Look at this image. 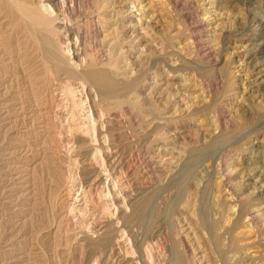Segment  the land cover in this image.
Here are the masks:
<instances>
[{"label":"rangeland","instance_id":"1","mask_svg":"<svg viewBox=\"0 0 264 264\" xmlns=\"http://www.w3.org/2000/svg\"><path fill=\"white\" fill-rule=\"evenodd\" d=\"M106 1L107 0H101V1L79 0L76 4L77 6L74 5L73 8L74 19L72 23L74 27L80 31L79 33L81 34V36L82 37L85 36L86 40H89V41L85 40L83 42L82 46H80L79 48L80 52L85 60L86 59L87 61L91 60L95 63L98 62L100 63L102 60L107 59L106 55L108 53L106 49H108V45H106V43L108 41L112 42L113 38H115L113 31L114 26H112L114 22L112 21H114L115 18L117 17H115V14L111 13L110 11L108 12L105 8H103L102 3ZM262 1L264 0H232V1L228 0V2L227 0L226 1L216 0L217 4L223 2L221 3L222 5L226 4L230 6V7L227 6L228 9H224L220 11V13L222 12V14H224L223 15L225 16L224 18H226V15H228V13L229 14L232 13L230 14V22L232 21V19L234 21H232L233 29H230L231 30L230 32L228 31L229 24L226 25L225 27L226 24L225 21L221 22L219 21V19H217L218 20L217 24L222 23L221 25L224 26L226 32L224 33V36L221 39H219L218 37L215 38L216 42L215 40L213 41L211 40L212 42L211 45H214L213 47L219 50L220 47H222L223 42H224L223 45L230 43L235 35L236 36L242 35V37H244V34H246L245 32H247V28L251 26L252 24L251 21L253 20V15L250 14V12L252 8L258 6L257 4H260ZM141 2L142 5L140 4L139 6L144 7L146 5L145 8H147L146 10L144 8L145 12L147 13L144 14L147 16H153V15L156 16L155 21L157 22L156 23L157 25L153 27V30H148V29L144 30L145 28L144 21H146L145 18L144 17L142 18V14L135 10L137 9V7L132 8L133 10L132 16L134 17V22L127 23V25L129 26L127 28L130 29L131 27H135L134 28L135 33H138V35H140L141 37L143 36L142 38H144V40L139 44L138 41L134 40L133 45L135 46V48L132 49L129 48L128 46L127 47L123 46L124 44L127 43L126 41L130 40L131 38V36L129 38L130 33L127 31L126 36H122L121 34L120 36L122 37L121 38L122 44L120 43V47L119 46H116L115 48L112 47L114 50L113 53L115 58H119L120 62L119 59H117L118 62L116 63V70H112L110 73L111 76L109 75V80L111 79L110 80L111 82L106 78L104 81L98 82L97 84L98 94H100L103 97V99L108 100L110 96H116L118 93H121L126 97L125 104L123 105L122 107L123 109L121 111L122 115L118 113L117 111L118 109L115 108L111 109L107 114L108 116L106 115L107 117L105 118V122L107 123L109 121L108 124L110 125L111 134L114 136L115 139L117 138V136L115 137L116 123L120 117L122 118V120L124 119L125 122L123 121V124L125 125L124 128H126L124 130V134H125L124 137L125 136L126 137L123 139V143L119 144V142H115L116 145L114 144V146L118 148L117 144L122 145L121 147L123 149L121 148L119 149V152L121 153V157H119L118 161L123 160V158L127 160L128 163L126 166L127 168L126 173L128 174V177L127 179L122 180V175L120 173L117 175V177H120L123 183H127V184L129 183L128 185L132 186L133 188L141 190L139 193H143L138 197L140 200L139 202L140 204L135 211L136 213L131 216L130 219L131 221L130 220L128 221L130 222L129 224L128 222L125 223L128 229H126L127 231L123 230L125 236L124 237L122 236V239H126L127 237L126 243L124 242L122 244L123 246L122 245L117 246L118 255H116L114 257L115 259L113 258L112 261L115 262L114 264H123L122 259L125 256V253H127L128 258L131 260L133 259V261L136 264H147L144 258L145 254L150 251V249L152 248V244H154L156 240L154 239L153 242L151 241L150 228L151 226H153L155 229L160 231L159 233L161 235L160 236L161 239L159 238V243H161L160 245L162 249L164 248L163 250L166 252V258L168 257L167 260L170 261L172 260L170 264H175L174 263L175 257H177L179 260L184 258V255L183 254L181 255V251L178 248V246L180 247L181 244L180 242H185L186 244H188L190 249L191 247L195 249V246L200 247V251H195L196 253L194 252L195 254L199 253L198 255L195 256V263L198 262V264H221V258L223 256V254H221L222 253L221 246L223 247L224 244L227 242V236L225 235L224 231H226L227 224L228 223L231 224V221L227 220V218H230L231 216L229 209L231 205L226 204L225 202H219L220 205L219 203L215 204V200H219L220 193L222 191L218 188L217 185L214 184H212L211 192L199 193L195 198L197 201H195L193 198L194 195H192L193 194L192 190L194 189L195 186L199 185L197 187L201 188V186H203L204 184V181L206 183L207 182L210 183L212 180V182L214 183V181H216L219 176V171H216L215 169L216 167L214 166L216 165V162H212L215 168L214 167L208 168L207 171L203 170L204 173L201 170L202 168L208 165V161H209L207 159L206 162L204 163H202L201 161V156H200L201 153L199 151L203 149V142H201V140H204L205 137L209 133H211L209 131V118H212V116L217 115L216 113H218V115H221L224 113L223 111H227L229 112L230 115L226 119V121L227 120L229 121H227L222 128L224 133H226L225 141L224 143H222L224 146V148L221 150L222 154H227L228 151H231L230 154L231 153L233 154L235 151H232V149H234L238 145H242L246 140L253 141L255 138L253 145H259L262 142V149L261 151H259V154L256 148H254L255 150L253 149L254 150L253 153H251V151L249 150H246L248 147L247 145L246 147L241 146L242 148H240V149L244 148L243 149L244 152L238 151L235 152V155L239 157L241 173H243L242 175H247L255 167L259 169L261 163L264 161V156H263L264 155L263 153L264 152V73L262 75H258L256 71H252L250 73L251 69H249L250 71L244 73H236L238 69H235L233 65L228 64L226 61L231 59V57H233L232 54H230L233 52L232 49L233 46L231 44H228V47H230L229 48L230 52L229 49L227 48L225 54H222L223 59L221 58L220 62L214 67L209 66L207 68L203 65H197V66L194 65V64H198L199 61H202L200 60L202 59L200 58L201 56L196 57V59L193 58L190 61L191 62L190 65L189 64L185 65L183 62L184 59L185 61L186 60L189 61V59H191L192 57V54L190 53L191 48L189 47L190 45L189 33L192 34L193 32L192 25H194L195 23V17L193 15H190V13L191 14L193 13V10L195 7H197V5H191L192 6L191 7L190 5L183 4V2H180V4L175 9L174 7H172V5L167 3L168 0H161V1L141 0ZM148 3L149 5H147ZM6 4L7 2L4 0L3 3L4 6L0 7L1 8L0 9L1 10L0 39L1 37L6 38L7 40L10 39L11 42L13 41L12 44L16 46V48L18 49V53L21 52L20 56L22 55V57L24 56L23 58L26 57L27 59L29 57H30L29 59H31L32 57L31 60L36 63L35 65L41 64L43 62L40 58L41 39L37 38V36L34 34L35 32L33 31V29L30 26H28V24L25 23V21L23 22V20L19 18L17 13L16 15L14 11L12 10L10 11V9H8V4L7 6ZM198 6L201 9H203L204 15L207 16L212 15V17L214 16L213 15L214 13L215 15H217V12H214L215 9L206 11V9H208V5L206 4L201 3ZM229 8L231 9V12ZM263 9L261 10L263 11ZM96 12L98 13V15L101 14L99 17L101 22L100 32L102 33L99 36L100 37L99 39L101 41V42L99 41V43L96 42V39L94 40L93 37L94 35H92V32H90L91 31L90 28L92 27L90 22L92 19L91 17L92 16L94 18L95 16L98 17ZM220 13L219 16L221 15ZM126 14L127 12L124 13L122 16L125 17ZM260 14H258L257 17H260L261 16ZM138 16L142 18V21H139ZM104 20H107L106 21L107 23ZM110 20L111 22H109ZM188 27L190 28L188 29ZM173 30L176 33H174ZM31 32L34 35H32ZM104 35H107V37L109 36L107 38L108 41L107 42L104 41V43L106 42L105 44L102 43V39L104 40ZM202 35L203 37H207V38H212V36H214V34L212 33L209 34L205 33ZM260 37L261 35L256 34L255 40ZM252 39H254L253 36H250L247 39L249 40L247 42L248 45L249 43H251L250 40ZM215 44L216 46L217 45L218 46L215 47ZM38 46L40 49L38 48ZM146 46H150V47L152 46L150 50L151 53L150 51H145L146 48L144 49V47ZM21 48L23 52L21 51ZM238 51H236L235 53L236 54L239 53V54L236 55L234 58H237L242 55L240 54V50ZM36 53L38 54V56ZM116 54L118 55L116 56ZM262 55L264 56V54H259L257 58L261 59L263 57ZM0 61L3 62L7 61L6 52L1 48V45H0ZM192 62H194V64ZM119 63H121L120 66L118 65ZM1 65L2 64L0 63V66ZM128 69L129 72L127 71ZM13 71L11 70L9 72H11L10 75L12 74V78L15 80L16 79L15 77H17V70L15 67L13 68ZM4 75L5 74L0 71V82H1L0 106H2L0 107L1 108L0 109V144H1L0 145V156H1L0 157V240H1L0 264H84V263L93 264L96 263L95 260H97V258H100V253L96 251L95 252L93 251L92 253L87 250H82L81 252L75 251L76 253L72 252V244H73L72 242L68 243V248H70L68 252L63 250L62 246H64L63 245L64 234L61 233V235L57 236V234L55 233L56 232L55 228L57 229L59 223L58 214H60L59 210L57 209H59L61 204L60 196L57 192L53 193V195L52 194L49 195L48 192H42L44 198L43 195H39V197L37 195L33 197L32 196L26 197L24 195L22 196V194L27 193V191L26 188L24 187L25 185L23 184L22 180L18 179L20 175H22L23 173L17 172L18 168H16L17 161L15 156L18 157L19 159H22L25 156H23V153L20 154L18 152H16L14 155L13 152L11 150L9 151L7 148H9V144L12 143L13 138L11 137H13L14 133L17 136H21V135L24 136L23 132H26L28 130L27 128L29 129L31 128L32 117L30 116L31 117L30 118L29 116H27L25 118L27 120H25L23 118V115H19V113L17 115L11 109V107L9 110L12 111H9L8 109L7 110L4 109V102L2 101L3 100L10 101L11 99L10 94L12 92V87L10 85L12 84V79L10 80ZM117 77L119 78L123 77V79L127 83L125 85L126 88L123 87L125 90H122L121 92H119L118 88L113 83V81H115ZM5 80L7 81V83ZM254 80H256L257 83L256 82L253 83ZM71 81L72 80L70 81L66 80L65 82L63 81L60 83L58 82L57 84L59 86L58 85L57 86L60 87L66 84H70L72 83ZM8 82L11 88L8 86ZM193 84L197 85V89L195 92L193 91V87H191L193 86ZM5 86L7 87V89ZM77 86L78 85H76L75 87ZM246 86L248 88H246L245 92H243L242 89L245 88ZM93 89L94 88H92V90ZM152 89H155V91H153ZM2 90L4 91L6 90L7 92L6 91L4 92ZM169 91L175 94V97L172 98L173 99L172 102H170L169 100L167 101L168 98L167 92ZM202 91L204 92V94ZM152 92L154 94H152ZM60 94L61 93H58V99L59 100L62 98L64 99L65 97L60 96ZM182 94L186 96L182 98ZM200 94L203 95V97L200 96L199 98L201 101L197 98V95L199 96ZM140 95L142 96V98H140L141 97ZM59 96L62 98H60ZM193 97H195V100ZM146 98L147 101L141 102L142 99H146ZM196 100L199 101L196 102ZM64 101L66 100L64 99ZM66 102L68 103V110H69L70 102L69 101ZM174 102L176 103V105H174L175 104ZM201 104H202V109L205 108V110L201 112L196 111L200 109ZM106 105L107 103L104 101L102 103V107L106 108ZM17 116L20 119L21 118L24 119L23 121L24 123L22 122L19 123L18 125H14V123L16 122L14 120L19 119ZM231 116L232 118H230ZM168 118L172 119L168 123V128H165V130L163 131L160 130V132L155 130L154 126L156 125V123H163L165 122V120H168ZM9 120L13 121V123L12 124L9 123ZM108 124L106 125L108 126ZM6 130L7 131L9 130L10 133L9 131L7 132ZM197 131L199 133H197ZM161 135H163V137H161ZM33 140L34 139H32L31 141L28 140V143L29 144L31 143L30 145H32L34 143ZM157 146L158 147L161 146L162 148L165 147L164 149H166L167 154L164 152V149L162 148L161 150L163 151V154H161L160 152L161 150L158 152ZM31 152L35 153L37 151H34L33 148ZM26 154H28V152ZM175 161H177L178 163ZM182 161H184L183 167L182 165H180ZM38 165L33 164L30 168L34 167L33 169L35 170L33 171L34 173L33 175H35L36 179L39 177L37 180L41 181L43 186L46 187L48 185V181H46L47 175H45L46 173L44 172V170H42L40 168V165L39 166ZM177 168H179L177 172L180 173L174 174L173 170ZM192 168L195 170V173L191 171ZM210 169H214L215 171H212ZM170 170L171 172H169ZM196 171H198V173H196ZM208 173H210L209 175L211 177V180L209 179L210 178L209 175H207ZM200 181L201 182L203 181V183L201 184ZM142 189L145 190L142 191ZM18 190L21 191L17 192ZM214 194H216L217 196L216 195L214 196ZM37 199L39 202L42 201L38 206L35 204V203H39L37 202ZM262 201L263 200L261 199L259 200L258 203H262ZM262 206L260 205V208H261V212L263 213L264 204H262ZM28 208L29 210H27ZM215 209L218 211H216ZM22 212L23 214H21ZM240 229L243 230V233L237 235L238 237L236 240L238 241H236L237 246H234L235 250L240 245L248 244L247 242L250 241L249 238L253 236L252 230L250 228L244 226V227H240ZM240 229L237 230V233L241 231ZM245 230H247L249 233H247V231ZM35 235H37L38 237ZM53 235H56L54 236L55 239H53L54 238L52 237ZM252 239H254V237ZM225 240L226 242H224ZM238 242L242 244H238ZM219 243L222 244L220 245ZM249 246L248 247L246 246L248 252L251 255L258 256L259 250H261L262 248L257 244L253 246L252 245ZM129 249L134 254H130L131 253L130 251L128 252L125 251ZM238 251H239L238 253L239 256L244 254L245 252L243 248L240 247L238 248ZM9 254L11 255L10 257ZM232 254L233 253H230V256ZM201 256L204 257V261H200Z\"/></svg>","mask_w":264,"mask_h":264},{"label":"bare ground","instance_id":"2","mask_svg":"<svg viewBox=\"0 0 264 264\" xmlns=\"http://www.w3.org/2000/svg\"><path fill=\"white\" fill-rule=\"evenodd\" d=\"M5 1L8 4V9H10V11L11 10L14 11L15 14L17 13L19 18L23 20V22L25 21V23H27L28 26H30L33 29V31L35 32L34 34L37 36V38L41 39L40 41L41 42V52L40 51L39 52L41 54L40 58L43 61L41 64L35 65L36 63L31 60L32 57L31 59H29L30 57L28 56L29 57L28 58L29 60H28L26 57L25 59L23 58L24 56L23 57L22 55L20 56L21 52L18 53V49L16 48V46L12 44L13 41L11 42L10 39L7 40L6 38L1 37L0 45H1V48L5 50L6 52L7 61L6 62L0 61V63L2 64L0 66V71L5 74L4 76L9 78L10 80L12 79V84H10L12 87V92L11 94L8 92L11 98L10 101L1 100L2 102H4V109L9 110L11 107V109L17 115L18 113L19 115H23L24 119L27 116L32 117V118L30 117L32 119L31 128L30 129L27 128L28 130L26 132L22 131L24 136L22 135L17 136L13 132L14 135L13 137H11L13 138L12 143L9 144V148L6 147L9 151L11 150L14 155L16 152H18L20 154L23 153V156H25L22 159H19L18 157L15 156L16 161H17L16 168H18L17 172H21L24 174V176L23 174L22 175L19 174L20 177L18 179L22 180L23 184L25 185L24 187L26 188V191H27V193H25L26 195L23 193L22 196L24 195L26 197L27 196L33 197L37 195L39 197V195H43L42 192H48L49 195L50 194L53 195V193L57 192L60 196L61 204H60L59 209H57L59 210V213H60L58 214L59 223L57 222L58 227L57 229L55 228L56 232L55 230L54 232L57 234V236L61 235V233L64 234V238H63L64 246H62L63 250L68 252V250L70 249L68 248V243L72 242L73 243L72 252H75V251L81 252L82 250H87L91 253L93 251L100 253V258H97V260H95L96 263H93V264H110V263L114 264L115 262L112 260L116 255H118L117 246L122 245L124 242L126 243L127 237L126 239H122V236L123 237L125 236V233H123V230L128 229L125 223H127L131 219V216L136 213L135 211L140 204L139 203L140 200L138 197L139 195H142L143 193H139L141 190L133 188L132 186L128 185L129 183L128 184L123 183L120 177H117L119 173L122 175V180L127 179L128 177V174L126 173L127 171L126 166L128 163L127 160L123 158V160L118 161L119 157H121V153L119 152V149L120 148L123 149L121 147L122 145L117 144L118 148L114 146L115 142H119V144L123 143V139L126 137V136L124 137L125 135L124 130L126 129L124 128L125 125L123 124L124 119L122 120V118L120 117L116 123L115 129H116L117 135L115 134V137L117 136V138L115 139H114V136L111 134L110 125L108 124L109 121L107 123L105 122V118L108 116L107 114L109 113L111 109H114V108L118 109L117 110L118 113L121 114V111L123 109L122 107L125 104L126 97L125 95L118 93L116 96H110L108 100L103 99V97L100 94H98L97 84L98 82L104 81L106 78L109 80V75L111 71L116 70V63L118 62L117 59L119 58H115L114 53H113L114 50L112 47L114 48L116 46L120 47L121 38H122L120 36L121 34L122 36H126L127 31L130 33L129 38L131 36L132 39L130 38L129 41H126L127 43L124 44L123 46L125 47L128 46L129 48H132V49L135 48V46L133 45L134 40L138 41V44L143 42L144 40V38H142L143 36L141 37L140 35H138V33H135V30H134L135 27H131L130 29L127 28L129 27L127 23L134 22V17L132 16V13H133L132 8L137 7V9L135 10L142 14V18L143 17L145 18L146 21H144L145 23L144 30L146 29L153 30V27L157 25L156 24L157 22L155 21L156 16L145 15L147 14L145 12L147 8H145L146 5L144 7L139 6L140 4L142 5L141 0H107L106 2H103L102 3L103 8H105L108 12L110 11L111 13L115 14V17H117L115 18L114 21H112L114 22L112 26H114L113 31H114L115 38H113V41L111 40L112 42H110L107 40L109 36L107 37V35H104V40L102 39V43H104V41L106 42L108 41L107 43L105 42L106 45H108V49H106L108 53L106 55L107 59L102 60L100 63L99 62L95 63L91 60L87 61V59L85 60L82 57V54L79 48L80 46H82L83 42L86 40V37L85 36L82 37L81 34L79 33L80 31L76 29L72 23L74 19L73 18V8H74V5H76L79 0H29V1L5 0ZM180 2H183V4H187L190 6L197 5V7L194 8L193 13L192 14L190 13V15H193L195 17V23L194 25H192L193 32L192 34L189 33L190 34L189 47L191 48L190 53L192 54V57L191 59H189V61L188 60L185 61L184 59L183 62L185 65L186 64L190 65L191 64L190 61L193 58L196 59V57L201 56L200 58L202 59L200 60L202 61H199L198 64H194L195 61L193 60L194 62L192 63L196 66L203 65L207 68L209 66L214 67L220 62V59L222 58V54H225L226 49L230 48L228 47V44H231L233 46L232 48L233 52L230 54H232L233 57H231V59L226 60V61L228 64L233 65L235 69H238L236 73H244V72L250 71L249 69H251L250 73L252 71H256L258 75H262L264 73V56L262 55L263 57L261 59L257 58L259 54H264V9H263L264 1H262L260 4H257L258 6H255L254 8H252L250 12V14L253 15V20L251 21L252 24L251 26L247 28V32H245L246 34H244V37H242V35L241 36L235 35L233 40L230 43L225 44V45H223L224 42L222 40L223 42L222 47H220L219 45L220 47L219 50L217 48H214L213 47L214 45H211L212 43L211 40L213 41L217 37L221 39L224 36V33L226 32L224 26L221 25L222 23L217 24L218 23L217 19H219V21L221 22L225 21L226 23V24L224 23L225 27L226 25L229 24L228 31L231 32L230 29H233L232 21L234 20L231 18L232 21L230 22V14L232 13L229 14L227 12L229 16L226 15V18H224L225 16H223L224 14H222V12L220 13V11L224 9H228L227 6L229 5H226V4L222 5L221 3L223 2H221L220 4H217L216 0H168L167 3L172 5V7L176 9V7L180 4ZM3 3H4V0H0V7L4 6ZM201 3L208 5V9H206V11L215 9L214 12H217V15H215L214 13L213 14L214 18L212 17V15H208V16L204 15L203 9H201L198 6ZM147 5H149V3ZM78 6H79V3H78ZM261 9H263V11ZM229 10L231 12L230 8ZM126 12H127L126 16L124 15L125 17H123L122 15ZM218 12L221 14L220 16ZM258 14H260L261 16L257 17ZM100 15H98V17ZM98 17L97 16H95V18L93 16L91 17L92 19L90 22H91L92 27L90 28L91 29L90 32H92V35H94L93 36L94 40L96 39V42L99 43L100 41L99 36L102 32H100L101 22H100V17L99 18ZM142 18L139 17V21H142ZM89 19H90V16H89ZM104 21L106 22L107 20H104ZM109 22H111V20ZM189 28L190 27H188V29ZM174 33L176 32L174 31ZM205 33L207 34L212 33L214 34V36H212V38L203 37L202 34H205ZM24 34H27V33H24ZM34 34L32 33V35ZM256 34L261 35V37L255 40ZM250 36H253L254 39L250 40L251 43H249L248 45L247 42L249 40L247 39ZM86 41H89V40H86ZM217 46L215 44V47ZM20 47H19V50H20ZM151 48L152 46L144 47L145 51H150ZM235 50L236 51L240 50V54L242 55L237 58H234L236 55L239 54V53L236 54ZM21 51H22V48H21ZM229 52H230V49H229ZM117 55L118 54H116V56ZM119 62H120V59H119ZM120 64L121 63H119L118 65L120 66ZM14 67L17 70V77L14 76L16 78L15 80L12 78V74L10 75L11 72H9L11 70L13 71ZM174 69H175V66H174ZM122 70H123V67H122ZM127 71L129 72V69ZM66 80H69V81L72 80L71 81L72 83L58 87L59 86L57 84L58 82L59 83L63 81L65 82ZM255 82L256 80L253 81V83ZM113 83L116 85L119 92H121L122 90H125L123 87H125V85L127 84L126 81L123 79V77L122 78L117 77V79L113 81ZM74 85L75 86L78 85V86L75 87ZM8 86H9V82H8ZM191 87H193V91L195 92L197 89V85L193 84V86ZM92 88L94 89L92 90ZM246 88L248 87L246 86L245 88L242 89L243 92H245ZM155 89H152V90L155 91ZM58 93H61L62 95L60 94V96L65 97L64 99L70 102L69 110H68V103L64 101V99L60 96L59 97L62 99L60 100L58 99ZM152 94L154 93L152 92ZM167 94H168L167 101L169 100L170 102H172L173 101L172 98L175 97V94H173V92L171 91L167 92ZM185 96L186 95L182 94V98H184ZM200 96L203 97V95L200 94L199 96L197 95V98L199 99ZM140 98H142V96ZM193 98L195 100V97ZM199 100H196V102H198ZM104 101L107 103L106 108L102 107V103ZM145 101H147V98L141 100V102H145ZM174 105H176V103ZM12 110H9V111H12ZM203 110H205V108L202 109V104H201L200 109L196 111L201 112ZM223 112L224 113L221 115H218V113H216L217 115H214L212 116V118H209V131L211 133H209L205 137L204 140H201V142H203V149L201 148L202 150H199L201 153L200 156H201L202 163L206 162V159L209 160L208 165L206 167L203 166L204 168H202L201 170L207 171L208 168H212L215 166L216 168L215 167L214 168L216 169V171H219V176L217 180L214 181L213 183L209 175L210 173H208L207 175H209L210 177L209 179L211 180V182L206 183L203 180L204 184L203 186H201V188L197 187L199 185L195 186L194 189L192 188L193 189L192 195H194L193 197L194 200L197 201L195 199L197 195L201 192H206V193L211 192L212 184H214V185H217L218 188L222 191L220 193L219 200H215V204H218L219 202H225L226 204L231 205L229 208L231 216L230 218H227L228 221H231V224L228 223L229 226L227 224L226 231H224L225 235L227 236V242L225 240L224 242L226 243L224 244L223 247L221 246L222 248L221 254H223L221 258V264H264V212L262 213L261 208H260V205L262 206V204H264V161L263 162L261 161L262 163L259 169L255 167L253 168L254 170L252 169L251 172L248 173L247 175H242L243 173H241L239 157L235 155V152H238V151L242 152L244 148L243 149H240V148H242L243 146L246 147L247 145L248 147L246 150H249L251 151V153H253V151L255 150L254 148H256L259 154V151H261L262 149V142L259 145H253L255 138L254 140L252 139L253 141L246 140L243 144L241 143L242 145H238V146L236 145L237 147L232 149V151H235L233 154L232 153L230 154L231 151H228L227 154H222L221 150L224 148L222 143H224L225 137H226L225 135L226 133H224L222 128L226 124V122L229 121V120L226 121V119L230 115L229 112L227 111H223ZM230 118H232V116ZM24 119L19 118L17 120H14L13 118V120L16 121L14 125H18L19 123H22ZM170 120L172 119L168 118V120H165V122L163 123H156V125L154 126L155 130L159 132L160 130L162 131L165 130V128H168V123L170 122ZM10 121L11 120H9V123L12 124L13 121L11 122ZM106 124H108V126ZM198 131L197 133H199ZM161 137H163V135H161ZM32 139H34L33 140L34 143L32 142L33 144L30 145L31 143L29 144L28 140L31 141ZM33 148H34V151H37V152L35 153L31 152ZM161 148H162L161 146L157 148L158 152L161 150ZM27 152L28 154H26ZM160 152L161 154H163L162 150ZM164 152L167 154L166 149H164ZM212 162H216V165L213 166ZM183 163L184 161H182L181 164L179 162V164L182 165V167H183ZM33 164L35 165L39 164L40 168L44 170V172L46 173L45 175H47L46 181H48V185L47 186L45 185V186L48 188L44 187L42 182L37 180L39 177L36 179L35 175H33L34 174L33 171L35 169H33L34 167L30 168ZM178 169L179 168L174 169L173 173L174 174L178 173L177 172ZM210 170L215 171L214 169H210ZM191 171L195 173V170L193 168L191 169ZM169 172H171V170ZM196 173H198V171H196ZM203 175H200V176H203ZM203 181L202 182L200 181L201 184L203 183ZM145 189H142V191H144ZM20 191L18 190L17 192H20ZM215 195L216 194H214V196ZM43 198H44V195H43ZM261 199L263 200L262 203H258L259 200ZM37 202H39L38 199H37ZM41 202L35 203V204L38 206ZM29 208L27 210H29ZM21 214H23V212ZM129 223L130 222H128V224ZM216 223H217V220H216ZM244 226L252 230L253 236L249 238L250 241L247 240L249 241L247 242L248 244L239 246L240 248H243V250L245 251L244 254L239 256L238 255L239 247L235 250L234 246H237L236 245V241H238L236 240L238 237L237 235L243 233V230H241L240 227H244ZM150 229H151L150 230L151 231V241L153 242L154 239L156 240L154 244L151 243L152 248L150 249L149 252L145 254L144 258L146 260V263L147 264H170L172 260L171 261L167 260L168 257L166 258V252L163 250L164 248L162 249L160 245L161 243H159V238L161 236L159 233L160 231L155 229L153 226H151ZM238 229L241 230V231L239 230L240 231L239 233H237ZM247 233L249 232L247 231ZM54 236L56 235H53L52 237ZM253 237L254 239H252ZM53 239H55V237ZM240 242H238V244H242ZM180 243H181L180 247L178 246V248L181 251V255L182 254L184 255V258L182 257L183 259L179 260L177 257L175 258L173 257L175 259L174 263L175 264H198V262L195 263V256L198 255L199 253L197 252L198 254H195L196 253L195 251H200V247L195 246V249L191 247L192 249L191 250L189 248V245L186 244L185 242H180ZM151 244H148V245H151ZM255 244H257L258 246L262 248L261 250H259L258 256L251 255L246 248V246L247 247L249 245L253 246ZM125 251L126 252L130 251L131 252V253L129 252L130 254H134L130 249L125 250ZM230 253H233V254L230 256ZM127 255L128 254L125 253V256L122 259V263L123 264H136L133 261V259L132 260L129 259ZM10 256L11 255L9 254V257ZM200 261H204L203 256H201Z\"/></svg>","mask_w":264,"mask_h":264}]
</instances>
